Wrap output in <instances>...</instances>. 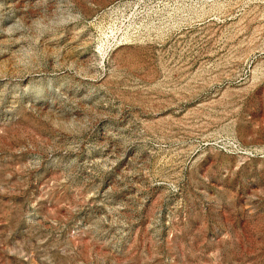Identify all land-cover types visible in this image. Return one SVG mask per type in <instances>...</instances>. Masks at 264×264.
Instances as JSON below:
<instances>
[{
  "label": "rangeland",
  "instance_id": "rangeland-1",
  "mask_svg": "<svg viewBox=\"0 0 264 264\" xmlns=\"http://www.w3.org/2000/svg\"><path fill=\"white\" fill-rule=\"evenodd\" d=\"M264 0H0V264H264Z\"/></svg>",
  "mask_w": 264,
  "mask_h": 264
},
{
  "label": "built area",
  "instance_id": "built-area-1",
  "mask_svg": "<svg viewBox=\"0 0 264 264\" xmlns=\"http://www.w3.org/2000/svg\"><path fill=\"white\" fill-rule=\"evenodd\" d=\"M231 149L234 153L242 155L246 158H259L264 160V150L245 149L242 148L238 143L231 144Z\"/></svg>",
  "mask_w": 264,
  "mask_h": 264
}]
</instances>
